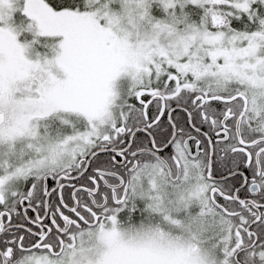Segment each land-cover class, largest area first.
Listing matches in <instances>:
<instances>
[{
	"label": "snow or ice",
	"instance_id": "1",
	"mask_svg": "<svg viewBox=\"0 0 264 264\" xmlns=\"http://www.w3.org/2000/svg\"><path fill=\"white\" fill-rule=\"evenodd\" d=\"M0 264H264V0H0Z\"/></svg>",
	"mask_w": 264,
	"mask_h": 264
}]
</instances>
